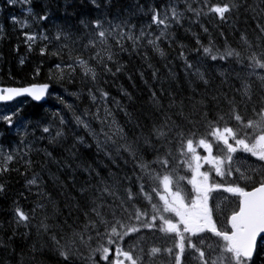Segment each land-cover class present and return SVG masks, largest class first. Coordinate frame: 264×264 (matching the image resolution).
Here are the masks:
<instances>
[{
  "label": "snow or ice",
  "instance_id": "1",
  "mask_svg": "<svg viewBox=\"0 0 264 264\" xmlns=\"http://www.w3.org/2000/svg\"><path fill=\"white\" fill-rule=\"evenodd\" d=\"M41 2L37 22L58 6ZM59 10L54 35L24 33L51 83L0 87L60 105L0 114L18 138L0 144V264H264V0Z\"/></svg>",
  "mask_w": 264,
  "mask_h": 264
},
{
  "label": "trees",
  "instance_id": "2",
  "mask_svg": "<svg viewBox=\"0 0 264 264\" xmlns=\"http://www.w3.org/2000/svg\"><path fill=\"white\" fill-rule=\"evenodd\" d=\"M62 2L63 0H58V6L53 8V15L48 21L37 22L35 14H43V4L41 0H17V2L12 5H9L7 0H0V86L19 87L28 86L31 83H51L47 79L48 69L57 61L55 59L40 57L39 49L44 42L39 40L37 44L34 45L35 51L29 53L24 42V33L48 29L49 34L54 35L53 25L65 20L64 15L59 10V8L62 7ZM140 2L143 3L144 0H140ZM157 2L159 3L160 0H157ZM120 5L121 7L127 6V0H120ZM29 8L32 9L31 14L28 11ZM77 8H82L79 2L77 3ZM82 11L91 15V12L87 8H83ZM13 16L16 17L20 23L14 24L11 19ZM69 19L75 24L78 16ZM144 19V17L139 18V20ZM23 23H26L28 26L21 28V24ZM225 31H227V29H225ZM204 39L205 42H207V38L205 37ZM229 39L231 40L232 37L229 36ZM220 42L222 43V39ZM21 57L25 59L23 66L19 64ZM41 61H43L42 74L33 77V70ZM125 83H127V81H125ZM69 87L71 88L72 86ZM51 90L62 93V89L55 83H52ZM113 91L115 90L113 89ZM69 99L71 100V98ZM18 106L22 108V115L25 118L43 114L44 108L48 106L54 108L60 107V105L56 104L52 99H49L44 106L36 105L28 101H18L14 106H0V114H10ZM13 132L14 130H9L7 125L0 121V144L8 146L13 141H18V138ZM10 181L12 191L9 192V196L11 197L14 195L15 190L21 188L23 180L17 174L13 173L10 177ZM9 203L10 200L0 198V207H6Z\"/></svg>",
  "mask_w": 264,
  "mask_h": 264
},
{
  "label": "bare ground",
  "instance_id": "3",
  "mask_svg": "<svg viewBox=\"0 0 264 264\" xmlns=\"http://www.w3.org/2000/svg\"><path fill=\"white\" fill-rule=\"evenodd\" d=\"M122 2V1H121ZM92 14V13H91ZM0 87H2V86H0ZM18 101H28V102H31V103H33V104H36V105H39V104H37L36 102H34V101H32L30 98H18V99H16V100H14V101H11V102H7V103H5V104H0V106H8V105H15V103L16 102H18ZM41 112V111H40ZM44 112V111H43ZM42 112V113H43Z\"/></svg>",
  "mask_w": 264,
  "mask_h": 264
},
{
  "label": "rangeland",
  "instance_id": "4",
  "mask_svg": "<svg viewBox=\"0 0 264 264\" xmlns=\"http://www.w3.org/2000/svg\"><path fill=\"white\" fill-rule=\"evenodd\" d=\"M217 198H219V196H217ZM215 202H216V200L213 201V203H215Z\"/></svg>",
  "mask_w": 264,
  "mask_h": 264
}]
</instances>
